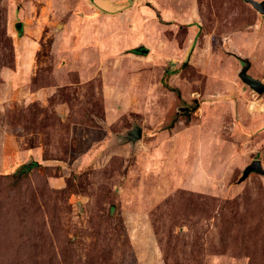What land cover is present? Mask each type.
Instances as JSON below:
<instances>
[{
  "label": "rangeland",
  "instance_id": "374dc122",
  "mask_svg": "<svg viewBox=\"0 0 264 264\" xmlns=\"http://www.w3.org/2000/svg\"><path fill=\"white\" fill-rule=\"evenodd\" d=\"M243 67V0H0V264H264Z\"/></svg>",
  "mask_w": 264,
  "mask_h": 264
},
{
  "label": "water",
  "instance_id": "95a60500",
  "mask_svg": "<svg viewBox=\"0 0 264 264\" xmlns=\"http://www.w3.org/2000/svg\"><path fill=\"white\" fill-rule=\"evenodd\" d=\"M243 2L249 5L254 11L259 13L260 15H264V1L257 0H243ZM22 28L21 23L16 24L17 31H20ZM138 53L147 54V49H139ZM248 67H243L239 72L240 80L247 85L251 90L256 92L257 94H262L264 92V84L258 79H254L253 77L247 74ZM142 138V130L138 126H134L132 130L128 131L126 134V140L131 143V145H135ZM36 165V163H34ZM31 166V164H29ZM23 167H27V165H23ZM261 170V166L259 161H254L249 167H247L246 171L243 173V177H246L252 172L259 173ZM245 175V176H244Z\"/></svg>",
  "mask_w": 264,
  "mask_h": 264
},
{
  "label": "trees",
  "instance_id": "16d2710c",
  "mask_svg": "<svg viewBox=\"0 0 264 264\" xmlns=\"http://www.w3.org/2000/svg\"><path fill=\"white\" fill-rule=\"evenodd\" d=\"M127 7H129V6H127ZM25 168H26V167H23V166L21 167L22 170H25Z\"/></svg>",
  "mask_w": 264,
  "mask_h": 264
}]
</instances>
